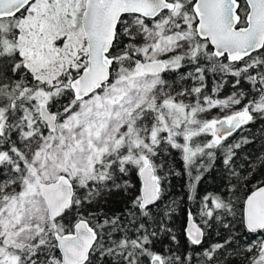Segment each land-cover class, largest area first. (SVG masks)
Masks as SVG:
<instances>
[{"label": "snow or ice", "instance_id": "1", "mask_svg": "<svg viewBox=\"0 0 264 264\" xmlns=\"http://www.w3.org/2000/svg\"><path fill=\"white\" fill-rule=\"evenodd\" d=\"M0 264H264V0H0Z\"/></svg>", "mask_w": 264, "mask_h": 264}]
</instances>
